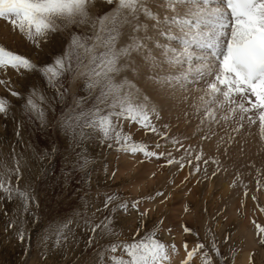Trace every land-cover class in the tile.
I'll use <instances>...</instances> for the list:
<instances>
[{
  "label": "snow or ice",
  "instance_id": "1",
  "mask_svg": "<svg viewBox=\"0 0 264 264\" xmlns=\"http://www.w3.org/2000/svg\"><path fill=\"white\" fill-rule=\"evenodd\" d=\"M104 2L108 5L115 4V7L96 18L99 27L94 37L73 32L61 54L54 56L51 62L39 65L0 46V70L6 72L10 68L17 72L23 70L36 73L42 77V84L55 88L65 74L73 71L75 65L76 69H83L80 75L84 77V91L98 90L91 108L63 119L60 124V130L69 136L70 143L80 149L72 163L74 169L84 173L81 183L85 188L81 191L85 194L78 196L79 203L70 214L51 221L47 227L42 228V241L54 236L53 249L59 248L62 241L67 242L75 236L72 225L83 221L87 231L91 233L85 241L84 253L95 246L92 258L84 260L83 264H168L169 249L174 254L176 247L174 243L166 244L156 237L159 225L163 224L162 218L154 226V230L145 234H140L138 230L137 236L129 241L111 240L106 244L99 243L98 234L104 237L119 235L112 224L119 212L128 211L129 204L122 201L116 193L105 194L102 207H98L91 215L88 214L90 202L87 193L90 191L88 185L91 177L85 170L91 161L85 154L86 150L81 148V142L99 133L100 142L103 144L114 141L108 147H115L117 151L132 155L139 153L157 159L171 157L170 152L149 151L146 144L134 141L130 133L122 130L121 122L127 121L145 132H151L163 140H169L173 145L181 144L183 147L176 137L168 136L169 125H163L164 131H161L153 123V118L160 119V110L149 95H141L140 90L127 77L119 82L114 80L113 74L129 67L128 64L120 63L121 58H128L134 52L142 55L150 70L159 69L147 76L146 81L158 92L169 93L172 99L177 98V92H187L190 85H203L196 88L200 94L190 105L191 115L198 118L195 132H202L205 127L210 129L211 125L218 123V110L223 112L227 109V114L221 115V119L234 118L239 112V123L233 128V132H240L245 119L255 123L258 118L260 137L264 140V0H164L163 4H157L158 8L165 10L163 18L153 12L145 0ZM92 3L93 0H0V20L39 48L41 42L48 43L53 34L63 31L69 25L87 24L88 9ZM140 14L153 22L151 27L156 30L159 39L149 35L143 38L130 36V42L117 49L119 25L130 23L129 17L139 21ZM93 27L96 25L93 24ZM148 27L147 24L137 22L133 25V32L143 30L147 33ZM90 39L98 42L104 50L97 53L95 45L88 43ZM161 39L166 43H161ZM144 41L152 42V47L159 50V58L153 55L152 49ZM142 49H147L146 55L142 54ZM131 70L137 74L140 67L136 65ZM10 84V81L0 79V85L20 101L22 117L33 124L46 127L47 111L50 105L54 107L55 97L50 98L45 90L35 84L26 85L25 95L22 96ZM66 94L67 89L62 86L57 89L56 96L61 100ZM236 97L240 98L239 104L236 103ZM82 99H77V107L81 106ZM183 99L187 101L188 98ZM102 102L106 104L107 111L97 107ZM11 107L12 104L6 97H0V116L7 119ZM188 115L189 112H184L186 118ZM14 123L17 141L11 145L9 152L0 151V200L15 202L11 217L7 212L4 213L5 231L13 229L18 241L23 242L28 224H41L34 185H38L41 175H49L56 149L40 151L30 143H25L21 136L24 119L18 122L14 119ZM210 138L208 132L200 137L201 140ZM234 139V136H229V147ZM21 144L24 145V150L17 151ZM155 147H162L160 140H157ZM185 152L187 153V149ZM202 155V151L196 153L195 159L199 162ZM182 161L183 158L181 161L168 158L166 163H179L183 168ZM210 161L217 165L212 172L215 176L220 171L219 161L215 157H211ZM30 162H35L34 167ZM204 163L207 165L209 160ZM63 171L65 175L69 174L67 165ZM196 171H199L198 165ZM22 180L24 183L21 186ZM155 195L163 196V193L157 192ZM139 203V200L132 201L131 209L141 217L146 216L148 210L140 212ZM261 211L264 212V209ZM101 212L104 215L97 220V214ZM255 228L258 242L264 247V227L256 224ZM183 231L192 233L187 226L183 227ZM30 244L29 234V246ZM182 247L186 255L181 264H191L193 257L198 254L200 264H228L231 258V254L225 257L220 253L214 239L209 248L199 240L198 235L191 250H188L187 242ZM27 251L26 247L25 252ZM118 251L121 252L119 256L115 255ZM249 264H254L252 256L249 257Z\"/></svg>",
  "mask_w": 264,
  "mask_h": 264
},
{
  "label": "rangeland",
  "instance_id": "2",
  "mask_svg": "<svg viewBox=\"0 0 264 264\" xmlns=\"http://www.w3.org/2000/svg\"><path fill=\"white\" fill-rule=\"evenodd\" d=\"M99 1H101L105 5L101 9H99L98 7L96 12L97 14L96 16H94V13L92 14L94 1L92 4H90L88 9L89 22L87 24L69 25L63 31H58L57 33L53 34V37L50 38L48 43L41 42L40 48L34 47L31 43L25 40L18 31H12L10 25H7L5 21L0 20V46H3L6 49L16 54L25 56L33 64L39 65V64H44L46 62H51L54 56L62 53L64 46L67 44L68 39L73 32L78 33L81 36L87 35L89 37H94L97 34L99 22L96 18L110 12L114 7V4L108 5L104 2V0H99ZM93 24H95L96 27H93ZM129 28H130L129 23H126V25L124 23L119 25L120 36L116 41L117 49L121 48L126 44L124 35L126 34L127 29ZM88 43L95 45V51L97 53L104 50L102 47L99 46L98 42H96L94 39L88 40ZM144 50L145 49H142L141 51L144 52ZM126 59L127 58L122 57L120 63L125 64ZM86 62L87 60L85 59V63ZM138 66L140 67V71L137 74H134L132 72L131 73L132 79H129L128 75L125 73L126 71L125 69L124 71H121L118 74H113L114 80L116 82H119L125 77H127V79L130 81L132 80L133 82H138L139 81L138 75L141 72L142 65H138ZM82 71H83L82 68L76 69L75 65H73V71L71 73L65 74L62 80L57 83V87L48 88L46 84H42V77H40L39 74L31 73V72L27 74V72H24L23 70L17 72V71H13L10 68L7 69L6 72L4 70H0V79L10 81L11 82L10 87L16 90L17 92H19L22 96L25 95L26 85L35 84L37 87L45 90L50 98L55 97L54 107L50 105L47 111L48 124L46 127H41L38 124H33L26 117H22L21 108L19 106L20 101L17 100V98L12 97L3 85H0V93H1L0 97H6L12 104L7 119H5L3 116H0V151L4 153L9 152L11 150V145L15 144L17 141L14 119L17 122L20 121L21 119H24V125L23 128L21 129V136L25 143H30L33 147H35L37 150L40 151H43L45 149L50 151L52 148L56 149L49 175L47 177L41 175L38 185H34L35 196L39 202V215L41 219V224L32 225L31 223H29L27 226L28 231L25 234V240L23 242L18 241V239L14 235L13 229H9L7 232L5 231L4 213L7 212L9 217H11L12 211L15 207V202L10 203L6 199L0 200V264H83L84 260L92 258L93 256V251L95 246H93V248H89L87 250V253H84L85 241L87 240L88 235H90L91 233L87 231L85 225L83 224V221L74 223L72 225V227L75 229V236L73 238H70L67 242L62 241L61 246L56 249H53V242L55 237L53 236L49 238L47 241H42V231H41L42 228L48 226L49 222L56 221L58 218L70 214L73 211L74 207L79 203L78 196L85 194L84 191H81L82 189L85 188V185L81 183V178L84 176V173L74 169L72 163L75 159V154L80 149H77L74 144L70 143L69 136L65 132L60 130V124L63 119L68 118L70 116L74 117L76 113L91 108L95 100V97L98 95L97 89H92L90 90V92L84 91V77L80 75ZM154 71L158 72L159 69H156ZM154 71L150 70L149 65L146 66L145 74L143 78L138 82L140 85L139 86L141 91L140 94L141 95L147 94L150 96L152 100H155L157 97L161 98L162 102L164 103L163 109L169 108V105L172 104L170 107L172 113L170 112V109H168L167 112L169 113L168 114L169 117L164 118L166 115L164 114L161 115L162 112L159 109L160 110L159 115H161L160 119L159 121L156 122L155 119L153 118V123L154 122H156V124L158 123L161 127H159V125L156 124L155 125L158 128H160L161 131H164V129L162 128L163 125L165 124L169 125L168 136L176 137L178 140L181 141L184 147H181V144L173 145L169 140H163L151 132H145L143 129L135 126V124L134 125L130 124L127 121L121 122L122 130L125 133H130L134 141H139L146 144L148 146L149 151H155V152L163 151L165 153L170 152L171 157H163L157 159L156 157H151V158L145 157L139 153H137L136 155H131L123 151H117L115 147L113 148L108 147V144L114 143V141H108L102 144L100 142L99 133H96L90 139L81 142V148L86 150L85 154L89 157L91 161V163H89L87 169L85 170L86 172H88V174L91 177L90 184L88 185L90 191L87 193V199L90 202L88 206V214L91 215L93 212H96V209L98 207H102V201L105 197V194L116 193L118 194V196L121 198L122 201L127 202L129 204L128 211L119 212V214L116 215L115 220L113 221L112 224L113 229L117 233H119V235L115 237H104L98 234L99 243L106 244L109 243L111 240L129 241L133 237L137 236L138 230L140 234H145L150 230H154L153 223L156 221L157 218L159 220L161 218L165 219V221L167 220L166 221L167 224L165 223L167 226L165 228H164V224L159 225L160 230L162 229L161 226H163V229L161 231L164 230L166 235L172 234V236H174L173 232L182 230L181 232L183 233V235L182 234L181 235L186 236L184 234L185 232L183 231V229L180 228V226L179 227L174 226L172 222L169 221L170 219L167 218V214L165 212L162 215L161 214L162 211L157 212V210L155 211L153 210L152 212L154 213H152L150 212L151 209L147 207L145 209L148 210V214L146 216L141 217L136 211L131 209L130 207L131 202L134 201L135 199L140 200L139 204L141 203L143 204L145 202V198L148 195H149L148 197L152 198L153 200L156 199L154 198L155 193L154 195H151L148 192H146L149 184L151 183H149L147 180L146 182H144L146 177L143 178V175L140 174L142 168L137 167V164L140 166H148L150 164L148 168L152 169L153 174L151 173V175L152 177H154L153 182L154 181L156 182L157 179H159L160 184L164 182L161 185L158 184V187L160 186L162 187V188L160 187L159 189V191L161 190V192H164L163 189L166 191L167 189L166 187H171L172 189L171 191L173 190L175 191V193L172 192L173 194H177V193L183 194V192L188 194L189 191H191L193 188L196 187L197 188L199 187L198 188L199 190L201 189L200 195L202 194L201 197L203 198L201 197L200 198L201 200L203 199L205 200L204 202L202 201L203 204L201 206L199 205L198 211L200 218L202 220H200V223L198 227L195 229V231L192 232L194 235L193 238L195 240L192 239V236H190L192 233L188 234L187 237H185V240H183V242L184 241L187 242L188 250H191L194 247L198 235L199 240L209 248L212 240L214 239L219 248L220 253L223 256L228 257L229 254H231V258L228 260V264H241L240 262H244V264H249L250 256H252L254 264H257V262L258 263L261 262L259 264H264V256H259L261 255V253L259 254L258 252H256V249L259 248H260L259 252L260 250H264V247H262L259 244L258 240H257L258 242L257 244H259L258 245L259 247L257 246L258 248L255 247L254 249L252 248L244 249L243 252H240V248L238 249L236 247L235 248L231 247V242H235L238 239V237H240L241 240H243V236H242L243 233L241 232L242 228L245 227L251 228L252 225H254L255 227L256 224H261V226L264 227V212L261 211V209H264V204H263L264 199H260L255 193V191L259 192V194L264 193V179L259 180L260 183H263L260 184L262 186L258 185L259 182L257 183L259 174L261 177L264 176V140H261L260 137L258 118L256 119L255 123H250L245 119L243 128L240 130L239 133H235L233 132V128H235L236 124L239 123V112L237 111L234 118L230 117L228 120H224L221 119V115L227 114V109H225L223 112L218 110L217 112L218 123L213 124V126L211 125L210 129L208 127H205L203 132H195V128L198 123L197 120L198 118L191 115L190 105L192 104L195 97H197L200 94L199 92L195 91L196 88H198L199 86L190 85L188 88L190 92L187 91V93L177 92L175 95L178 98V100H176L177 98L174 100L171 98V95L169 96V93L158 92L153 86H151L146 81V77L153 75ZM15 75H18V77L14 78ZM61 86L64 89H67V94L63 100H61L58 96H56L57 89H59ZM192 96H194L193 99H191ZM183 97H187V98L189 97V98L187 99V101H184V99H182ZM79 98H83V99L81 101V106L77 107V99ZM169 98H171L170 99L171 103H169L168 100ZM110 101L111 98L109 97L108 102L110 103ZM97 107H99L103 111H107L106 104L103 102L99 103ZM160 107L161 106L159 107L157 106V108ZM184 111L189 112L187 118L184 116ZM115 122L116 121L114 120V123ZM132 130L133 133H131ZM205 131L208 132V134L210 132L209 135L211 138L206 140H201L200 137L205 134ZM229 136L235 137L230 147L227 145ZM188 139L189 141H187ZM157 140H160L162 147L160 148L155 147ZM218 144H219V150H217ZM190 145L192 146L189 148ZM188 148L189 151H187V153L190 154H187L185 152V150ZM225 148H227V155H225ZM204 149L205 150L209 149V151H206V153L203 155L204 157L206 155L207 157H205V159L209 160V163L207 165H205L204 163L205 160L203 156L201 159L202 162L200 161L196 162L195 154H194L195 152L197 153L203 151ZM23 150H24V145L23 144L19 145L17 151H23ZM120 156L123 158L125 157L126 161L129 159V162L127 161V163L129 166H131V168L132 167H137V168L134 169L133 172L129 171L132 169L123 170V172L122 171L119 172V167L121 166L119 164V162H121ZM214 156L219 161L220 171H218L217 174L213 177L212 172L214 170V167L216 168L217 165L211 163L210 158ZM168 158H174L175 161H180V159L183 158L182 162L184 163V167L180 168L179 163H173L172 165H168L166 163V160ZM135 160L136 162L134 164L131 163ZM193 160H195L194 161L195 163L193 162ZM143 161L145 162L142 165ZM156 164H158L160 168L159 167L157 168L158 165L154 166ZM174 164L175 166H173ZM195 164L197 165L199 164L198 166L201 167L199 168L200 169L199 171H195V168H197ZM30 165L34 167L35 162H30ZM66 165L69 173L68 175H65L63 171ZM105 166L107 167V171H105ZM250 166L251 168H249ZM206 167L208 174H206L207 172H205ZM156 168L158 169L159 172L158 171L155 172V170H157ZM169 169H170V173L168 172ZM137 170L139 171V173ZM260 172L261 173L263 172L262 173L263 175ZM202 174L209 176L208 179L209 181L206 180L207 176H204ZM200 175L202 176V179L197 177V176L201 177ZM157 176H159V178H157ZM167 177L168 179L170 177V180H168ZM194 177L197 178L195 179ZM141 178L143 180H141ZM252 178H257L256 179L257 181L251 183L250 180ZM174 179L175 182H173ZM236 180L237 182H242L244 186L245 185L247 186L245 188H242L243 186L241 184V187L238 188L240 193L235 188ZM207 181L209 185L211 184L210 186L206 183ZM13 182L15 183L14 180ZM23 183L24 181L22 180L21 186L23 185ZM181 183H184V185ZM163 184L164 186H166L165 188L163 187ZM179 184L182 186V188L179 187L180 186ZM122 187L124 188L126 187L127 189L125 188L124 190V188ZM227 187L228 190H226ZM261 188H263V190ZM223 190L225 191L223 192ZM259 190L260 191L262 190L261 191L262 193H260ZM136 191L138 192L139 196L136 195L137 194ZM142 192H146L145 194L147 195L144 197L143 195L145 194L142 195ZM248 192L251 194H249ZM206 193L209 195H207ZM253 195L256 199H253ZM228 196L229 198H227ZM141 197H143L144 201ZM225 198L228 199L229 203L226 202ZM152 199H147L146 201L149 202ZM163 199L164 198H161L157 201L159 206L163 204V202H161V200L163 201ZM215 200H216V204H215ZM208 203L210 205L214 204L213 206L215 205L216 206L210 207ZM231 203L233 204L231 205ZM239 204H241V206ZM203 205H205V207ZM211 208H214V211L213 210L211 211L214 212V214H209ZM181 209H182L181 211L182 214H185L187 212V206L186 207L182 206ZM233 210L237 212H234ZM81 211H83V209H81ZM140 212L143 211L140 209ZM203 212L204 215L202 214ZM232 212L234 213L232 214ZM206 213H208V216L211 215V217L209 216L210 219L206 218L207 217ZM248 213H250L251 215ZM103 215L104 213L102 212L98 213L96 219L97 220L100 219ZM120 221L123 222L125 226L124 225L122 226ZM209 221L210 223H207ZM236 221L239 224L235 223ZM157 223L155 224L157 225ZM147 225L150 227V229ZM237 226L240 229V231L238 230ZM147 227L149 230L147 229ZM168 229H170V232L168 231ZM217 232L219 233L218 235L215 234ZM29 234L31 241L30 246H29ZM226 236H227V241L225 242ZM171 240L173 241V237L171 238ZM164 243L173 244V242L170 241L169 243L168 242H164ZM238 243L236 242L234 243V245L237 246ZM241 243L244 244L243 242ZM183 244H181L180 247H177V245H175L176 254L169 252L171 258L169 259L168 264H181V261L184 259L186 255L185 249L182 247ZM26 247L28 248L27 252H25ZM169 251H171V249H169ZM246 251L247 254L244 255L245 254L244 252ZM115 255L119 256L121 255V252L118 251ZM198 258H200L199 254L194 256L193 259L191 260L192 264H197L198 261L200 262V259ZM260 259H263L262 260L263 262ZM217 264H219V262H217Z\"/></svg>",
  "mask_w": 264,
  "mask_h": 264
},
{
  "label": "bare ground",
  "instance_id": "3",
  "mask_svg": "<svg viewBox=\"0 0 264 264\" xmlns=\"http://www.w3.org/2000/svg\"><path fill=\"white\" fill-rule=\"evenodd\" d=\"M94 1V3H93V8H92V14L94 13V16H96V12H97V8L99 7V9H101L105 4H103L101 1H99V0H93ZM145 2L147 3V6L153 11V12H155V13H158L160 16H161V18H163V16L165 15V10L162 8V7H157V4H163L164 3V0H145ZM113 5V4H112ZM114 7H115V4H114ZM113 7V8H114ZM108 12V11H107ZM169 15H171V13H168ZM129 20L131 21L130 23H129V29H127V31H126V34L124 35V39H125V41H126V44H128L129 42H130V40H129V37L130 36H136V37H138V38H143L145 35H149V36H154V37H156L157 39H159V37H157L156 36V30H154L152 27H151V25H152V21H150V20H146L144 17H143V15L142 14H140V16H139V21H135V20H132L131 19V17H129ZM137 22H139L140 24H147L149 27H148V31H147V33H145L143 30H141V31H139V32H133V25L134 24H136ZM97 24V23H96ZM125 25H126V23H124ZM94 31V30H93ZM123 40V39H122ZM161 43H166V41H164V40H162L161 39V41H160ZM144 43L145 44H147L148 45V48H151L152 49V53H153V55L154 56H156L157 58H159V55H160V53H159V50H157V49H155V48H153L152 47V42L151 41H144ZM122 44V43H121ZM123 45V44H122ZM37 48V47H36ZM40 48V47H39ZM142 52V51H141ZM142 54H147V49H145L144 50V52H142ZM125 64H128L129 65V67L126 69V71H125V73L128 75V77H129V79H132V76H131V73H132V70H131V68L133 67V66H136V65H142L141 66V72H140V74L138 75L139 76V81L143 78V76H144V74H145V69H146V66H147V64H145V62L143 61V59H142V55H141V57H140V55H138L137 53H132V55L130 56V57H128L126 60H125ZM165 70H167V66H165ZM29 72H27V74H28ZM15 77H18V75H15L14 76V78ZM138 81V82H139ZM131 82L132 83H134L135 85H136V88L137 89H139L140 90V88H139V83L138 82H133L132 80H131ZM197 86H199V87H203V85L202 84H198ZM189 91V90H188ZM196 91V90H195ZM141 92V91H140ZM190 92V91H189ZM3 93V92H2ZM187 93V92H186ZM0 95H1V93H0ZM169 96H170V94H169ZM193 97L194 96H192V98L191 99H193ZM189 98V97H188ZM165 99V98H164ZM170 99L171 98H169L168 100H169V103H171L170 102ZM183 99V98H182ZM236 99V103L237 104H239L241 101H240V98L239 97H236L235 98ZM175 100V99H174ZM176 100H178V98L176 99ZM173 101V100H172ZM153 102L159 107V106H161L162 107V109H161V107L160 108H158V109H160L161 110V115H166L164 118H168L169 116H168V114L169 113H167L168 112V109H170V107H171V105H169V108H167V109H163V106H164V103L162 102V99L161 98H159V97H157L155 100H153ZM176 102V101H175ZM183 102V101H182ZM244 103L246 104V102L244 101ZM170 112H171V109H170ZM185 112V111H184ZM172 113V112H171ZM170 113V114H171ZM174 114V113H173ZM160 115V116H161ZM176 117V116H175ZM162 118V117H161ZM171 118H172V116H171ZM174 118V117H173ZM155 119V118H154ZM163 119V118H162ZM198 120V119H197ZM155 121L157 122V121H159V120H156L155 119ZM220 121V120H219ZM156 122H154V124H156ZM184 122V121H183ZM175 123V122H174ZM128 124V123H127ZM161 124V123H160ZM133 125H134V123H133ZM132 125V126H133ZM156 125H159L158 123L156 124ZM181 125V124H180ZM136 126V125H135ZM213 126V125H212ZM130 127V126H129ZM159 127H161L160 125H159ZM135 128V127H134ZM137 128V127H136ZM163 128V127H162ZM210 128H211V126H210ZM214 128V127H213ZM177 129V128H176ZM215 129V128H214ZM134 130V129H133ZM133 130H132V132L131 133H133ZM140 131V130H139ZM190 131V130H189ZM141 132V131H140ZM144 132V131H143ZM183 132V131H182ZM187 132V131H186ZM203 132V131H202ZM206 132V131H205ZM145 134V133H144ZM151 134V133H150ZM209 134H210V132H209ZM212 134V133H211ZM191 137H193V136H191ZM156 138V137H155ZM142 139V138H141ZM154 139V138H153ZM157 139V138H156ZM186 140V139H185ZM191 140V139H190ZM187 141H189V139L187 140ZM193 142V141H192ZM191 144H193V143H191ZM195 145V144H194ZM194 145H193V147H194ZM190 146H192V145H190ZM184 147V146H183ZM188 147V146H187ZM190 148V147H189ZM189 148L187 149V151H189ZM206 151H209V149L208 150H203L202 151V153H203V155L206 153ZM201 152V151H200ZM198 153V152H197ZM214 153V152H213ZM216 153V152H215ZM194 154H196V152L194 153ZM208 154V153H207ZM123 155V154H122ZM126 155V154H125ZM132 155V154H131ZM130 155V156H131ZM192 155H193V153H192ZM202 155V156H203ZM205 157H207L206 155H205ZM205 157L203 156V158H204V160H206L205 159ZM215 157V156H214ZM187 158V157H186ZM119 159V158H118ZM128 159V158H127ZM136 159V158H135ZM138 159V158H137ZM220 159V158H219ZM120 160H121V162H119V164L121 165L120 167H119V172L120 171H122L123 172V170H128V169H132V170H129V171H131V172H133V170L134 169H136L137 167H140V168H142V171L140 172V174L141 175H143V178H145L146 177V179H145V181L144 182H146V180L149 182V183H151V184H149V186H148V191L146 190V192H148L149 194H151V195H154V193L156 194L157 192H161V190L159 191V189H160V187H158V184H160L159 182V179H157L156 180V182H158V183H156L155 181L153 182V178L154 177H152V175H151V173L153 174V172H152V169L151 168H148L149 166H150V164L148 165V166H140V165H138L137 164V167H132L131 168V166H129L128 165V163H127V161L129 162V159L126 161V159H125V157L123 158V157H121L120 156ZM119 160V161H120ZM150 160V159H149ZM138 161V160H137ZM140 161H141V159H140ZM146 161V160H145ZM145 161H143L142 162V165L144 164V162ZM180 161H181V159H180ZM195 160H193V162H194ZM117 162H118V160H117ZM136 162V160L135 161H133V162H131V163H135ZM139 162V161H138ZM196 162H197V160H196ZM200 162H202V160H200ZM150 163V162H149ZM155 163V162H154ZM195 163V162H194ZM152 164H153V162H152ZM146 165H147V162H146ZM158 164H156V165H154V166H157ZM190 165V164H189ZM196 165V167H197V164H195ZM199 165V164H198ZM225 165V164H224ZM233 165V164H232ZM134 166V165H133ZM152 166V165H151ZM173 166H175V164L173 165ZM226 166V165H225ZM231 166V165H230ZM252 166V165H251ZM251 166L249 167V168H251ZM159 167V165L157 166V168ZM190 167V166H189ZM228 167V166H227ZM117 168H118V166H117ZM155 168V167H154ZM153 168V169H154ZM156 168V169H157ZM160 168V167H159ZM172 168V167H171ZM170 168V169H171ZM181 168V167H180ZM194 168V167H193ZM199 168H201L200 166H199ZM204 168V167H203ZM224 168V167H223ZM170 169H169V173H170ZM177 169V168H176ZM179 169V168H178ZM208 169H209V167H208ZM214 169H215V167H214ZM225 169H226V167H225ZM230 169V168H229ZM248 169V168H247ZM167 170V169H166ZM173 170H174V168H173ZM200 170V169H199ZM224 170V169H223ZM231 170V169H230ZM256 170V169H255ZM261 170H262V168H261ZM138 171V170H137ZM154 171V170H153ZM156 171H158V169L157 170H155V172ZM188 171H189V169H188ZM195 171H196V168H195ZM195 171H193V172H195ZM225 171V170H224ZM159 172V171H158ZM167 172V173H168ZM227 172V171H226ZM126 173V172H125ZM125 173H124V175H125ZM127 173H128V171H127ZM138 173H139V171H138ZM165 173V172H164ZM168 173V174H169ZM201 173H202V171H201ZM248 173V172H247ZM261 173V172H260ZM263 173V172H262ZM261 173V174H262ZM130 174V173H129ZM137 174V173H136ZM167 174V175H168ZM205 174V173H204ZM204 174H202V175H204ZM206 174H208V172L206 173ZM227 174V173H226ZM139 175V174H138ZM140 175V176H141ZM166 175V176H167ZM174 175V174H173ZM197 175H199V174H197ZM263 175V174H262ZM161 176V175H160ZM165 176V177H166ZM201 176V175H200ZM204 176H207V175H204ZM224 176V175H223ZM226 176V175H225ZM234 176V175H233ZM237 176V175H236ZM125 177H127V176H125ZM198 178H200V179H202V176L201 177H199V176H197ZM196 177V178H197ZM214 177V176H213ZM257 177V176H256ZM259 178L257 179V178H252L250 181H251V183H253V182H256L257 180V183L259 182V180H261V179H264V176H260V174H259V176H258ZM117 178V177H116ZM130 178V177H129ZM134 178V177H133ZM157 178H159V176H157ZM195 178V177H194ZM195 178V179H196ZM204 178H206V177H204ZM204 178H203V180H204ZM128 179V178H127ZM167 179H168V177H167ZM209 179V176H207V179L206 180H208ZM221 179H222V177H221ZM257 179V180H256ZM133 180V179H132ZM141 180H143L142 178H141ZM140 180V181H141ZM168 180H170V177H169V179ZM182 180V179H181ZM224 180V179H223ZM177 181V180H176ZM209 181V180H208ZM208 181L206 182L207 184H208ZM170 182H172V181H170ZM169 182V183H170ZM173 182H175V179L173 180ZM181 182V181H180ZM183 182V181H182ZM200 182V181H199ZM262 182V181H261ZM126 183V182H125ZM142 183H143V181H142ZM162 183H164V182H162ZM161 183V184H162ZM178 183V182H177ZM256 183V184H257ZM131 184V183H130ZM146 184V183H145ZM144 184V185H145ZM160 184V185H161ZM181 184H183L184 185V183H181ZM228 184V183H227ZM241 184H242V182H237V180H236V182H235V188L238 190V188L239 187H241ZM260 184H263V183H260L259 182V184L258 185H260ZM127 185V184H126ZM128 185H129V183H128ZM132 185V184H131ZM137 185V184H136ZM136 185H134V186H136ZM166 185V184H165ZM171 185V184H170ZM180 185V184H179ZM178 185V186H179ZM201 185V184H200ZM209 185V184H208ZM211 185V184H210ZM209 185V186H210ZM138 186V185H137ZM231 186V185H230ZM242 188H245V187H247L246 185L244 186L243 184H242ZM260 186H262V185H260ZM163 187L165 188L166 186H164V184H163ZM179 187H181L182 188V186L180 185ZM185 187V186H184ZM208 187V186H207ZM229 187V186H228ZM228 187H227V189L226 190H228ZM254 187V186H253ZM122 188H124V187H122ZM126 188V187H125ZM125 188H124V190H125ZM141 188V187H140ZM143 188V187H142ZM145 188V187H144ZM162 188V187H161ZM167 189H166V191L163 189V191L164 192H161V193H163V196H156V195H154L155 197L154 198H156L155 200H153L152 198H150V197H146L145 198V202L142 204H139V206H140V209L142 210V211H144V209L145 208H149V209H151L150 210V212H152L153 210L155 211V210H157V212L158 211H162V215H163V213L165 212L166 214H167V218H169L170 220L169 221H171L172 222V224L174 225V226H177V227H179L180 226V228L181 229H183V227L184 226H187L188 228H190L191 230H192V232L193 231H195V229L198 227V225H199V223H200V220H202L201 218H200V215H199V211H198V208H199V205L201 206L203 203H202V201L204 202V200L205 199H203V200H201V198H203V197H201V195H200V191H201V189L199 190L197 187L196 188H193L191 191H189L188 192V194H186L185 192H183V194L181 193H177V194H173L172 192H174L175 193V191L173 190V191H171L172 189H171V187H166ZM174 188V187H173ZM191 188V187H190ZM189 188V189H190ZM127 189V188H126ZM136 189H138V188H136ZM135 189V190H136ZM230 189V188H229ZM249 189V188H248ZM255 189V188H254ZM260 189V188H259ZM262 190H263V188H261ZM205 190V189H204ZM261 190V191H262ZM134 191V190H133ZM132 191V192H133ZM144 191H145V189H144ZM185 191H186V189H185ZM225 190H223V192H224ZM260 191V190H259ZM260 191V193H262ZM137 192V191H136ZM146 192H142V195L143 194H145ZM182 192V191H181ZM199 192V193H198ZM220 192V191H219ZM229 192V191H228ZM238 192H239V190H238ZM123 193H125V192H123ZM141 193V192H140ZM208 193H209V190H208ZM237 193V192H236ZM240 193V192H239ZM249 193V192H248ZM255 193L257 194V196L260 198V199H264V193H262V194H259V192H257V191H255ZM131 194V193H130ZM136 194V193H135ZM207 194V193H206ZM205 194V195H206ZM212 194V193H211ZM214 194V193H213ZM241 194H242V192H241ZM249 194H251V193H249ZM137 196H139L138 195V192H137V194H136ZM147 194H145V195H143L144 197L146 196ZM207 195H209V194H207ZM229 195V194H228ZM240 195V194H239ZM239 195H238V197H239ZM130 196V195H129ZM141 196V195H140ZM235 196V195H234ZM233 196V197H234ZM251 196V195H250ZM131 197V196H130ZM152 197V196H151ZM201 197V198H200ZM253 197H254V195H253ZM142 199H143V197H141ZM140 198V199H141ZM161 198H164L163 199V204L162 205H158V200L159 199H161ZM221 198V197H220ZM227 198H229V196L227 197ZM232 198V197H231ZM134 199V198H133ZM141 199V200H142ZM147 199H152L151 201H149V202H147L146 200ZM226 199V198H225ZM256 199V198H255ZM136 200V199H135ZM230 200H232V199H230ZM240 200V199H239ZM258 200V199H257ZM140 201V200H139ZM143 201H144V199H143ZM142 201V202H143ZM212 201V200H211ZM161 202H162V200H161ZM161 202H159V203H161ZM208 202V201H207ZM226 202L227 203H229V201H228V199H226ZM236 202V201H235ZM240 202V201H239ZM247 202H249V201H247ZM257 202V201H256ZM156 203H157V205H156ZM206 203V202H205ZM221 203V202H220ZM209 204V203H208ZM215 204H216V200H215ZM226 204V203H225ZM233 203H231V205H232ZM263 204H264V200H263ZM210 205V204H209ZM214 204H212V205H210V207H215V206H213ZM240 206H241V204H239ZM182 206H187V212L185 213V214H182L181 213V211H182V209H181V207ZM204 207H205V205H203ZM263 206V205H262ZM142 207V208H141ZM209 207V208H210ZM203 208V207H202ZM207 208V207H206ZM238 208V207H237ZM179 209V210H178ZM185 209V208H184ZM219 209H220V207H219ZM240 209V208H239ZM201 210V209H200ZM207 210V209H206ZM214 211V208H211L210 209V211H209V214H214V212H211V211ZM258 210H259V208H258ZM178 211H179V213H178ZM197 211H198V213H197ZM204 211H205V209H204ZM234 211V210H233ZM257 211V210H256ZM184 212H185V210H184ZM208 212V211H207ZM216 212V211H215ZM234 212H237V211H234ZM234 212H232V214L234 213ZM240 212V211H239ZM152 213H154V212H152ZM156 213V212H155ZM148 214V213H147ZM203 215H204V212L202 213ZM207 214V217L206 218H208V219H210V217H211V215H209L208 216V213H206ZM248 214H250V213H248ZM153 215V214H152ZM251 215V214H250ZM160 216V215H159ZM151 217H154V216H151ZM147 218V217H146ZM149 218V217H148ZM137 219V218H136ZM150 219H152V218H150ZM158 219V218H157ZM156 219V221L153 223L154 224V226L156 225L155 223H157L158 221H159V219L157 220ZM243 219V218H242ZM241 219V220H242ZM155 220V219H154ZM252 220V219H251ZM146 221V220H145ZM167 221V220H166ZM166 221H165V219H163V224H164V228L167 226L166 224ZM211 221V220H210ZM210 221L209 222H207V223H210ZM238 221V220H237ZM237 221L235 222V223H237ZM142 222V221H141ZM203 222V221H202ZM240 222V221H239ZM254 222V221H253ZM120 223H121V225L123 226L124 224H123V222H121L120 221ZM125 223V222H124ZM166 223V224H165ZM242 223V222H241ZM237 224H239V223H237ZM236 224V225H237ZM252 224V223H251ZM172 225V226H173ZM261 225V224H260ZM125 226V225H124ZM148 226V225H147ZM235 226V225H234ZM149 227V226H148ZM148 227H147V229H148ZM162 227V229H163V226H161ZM241 227V226H240ZM251 227V226H250ZM152 228H153V226H152ZM170 228V227H169ZM237 228H238V226H237ZM236 228V229H237ZM149 229H150V227H149ZM148 229V230H149ZM161 229V230H162ZM179 229V228H178ZM126 230V229H125ZM157 231V233H156V237H157V239H159L160 241H162V242H168L169 243V241L170 242H173L175 245H177V247H180L181 246V244H183L184 242H183V240H185V237H187V235L189 234V233H184L186 236H182L183 235V233L181 232L182 230H180V231H175V232H173V235L174 236H172V234L171 235H166V233L164 232V230L163 231ZM238 230L240 231V229L238 228ZM197 231V230H196ZM127 232V231H126ZM242 233H243V240H241V238L240 237H238V239L235 241V242H231V247L232 248H240V252H243V250L244 249H254L255 247H257L259 244H257L258 242H257V240H258V234H257V232H256V228L254 227V225H252V227L251 228H248V227H245V228H242V231H241ZM239 233V232H238ZM241 233V234H242ZM182 234V235H181ZM216 235H218L219 233L217 232V233H215ZM236 235H237V233H236ZM171 236V237H170ZM190 236H192V239H194L193 238V233L190 235ZM240 236V235H239ZM173 237V241L171 240V238ZM196 237V236H195ZM189 239V238H188ZM234 239V238H233ZM190 240H191V238H190ZM195 240V239H194ZM234 241V240H233ZM183 242V243H182ZM238 243L237 244V246L236 245H234V243ZM241 242H243L244 244H242ZM233 243V244H232ZM229 245H230V243H229ZM259 247V246H258ZM257 247V248H258ZM260 249V248H259ZM259 249H256V252H258L259 254L261 253V255H259V256H264V250H260V252H259ZM169 252H171V251H169ZM254 252H255V250H254ZM245 254L244 255H246L247 254V251L246 252H244ZM175 254H176V252H175ZM255 255V254H254ZM171 256V255H170ZM254 257V256H253ZM171 258V257H170ZM174 259V258H173ZM198 259H200V258H198ZM176 260V259H175ZM261 261L263 260V259H260ZM243 261V260H242ZM256 262H257V260H256ZM263 262V261H262ZM197 263V262H196ZM198 263L200 264V262L198 261ZM197 263V264H198ZM241 264H244V262H240ZM259 263H261V262H259ZM258 262H257V264H259ZM191 264H192V262H191Z\"/></svg>",
  "mask_w": 264,
  "mask_h": 264
}]
</instances>
